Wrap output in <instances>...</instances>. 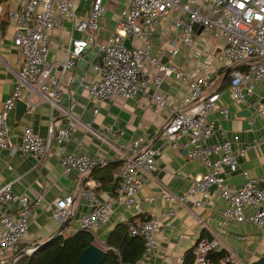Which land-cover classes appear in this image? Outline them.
Returning <instances> with one entry per match:
<instances>
[{
	"label": "built area",
	"instance_id": "2783aa9c",
	"mask_svg": "<svg viewBox=\"0 0 264 264\" xmlns=\"http://www.w3.org/2000/svg\"><path fill=\"white\" fill-rule=\"evenodd\" d=\"M170 10L180 12L171 22L175 28L181 29V44L194 45L196 25L202 26L205 34L213 32L216 37L225 39L226 44L216 58L232 69L229 83L232 99L249 105L256 85L264 81V0H129L116 30L105 42L98 41L105 12L104 0H94L86 18L77 14L75 0H22L18 9L9 11L10 19L16 24L14 44L19 49V68L11 69L16 75L15 87L0 110V149L9 147L8 113L27 92L29 112L35 110L37 102L33 97L37 96L48 103L52 110L60 111L67 123L58 128L51 123L47 137L36 133L31 125L27 126L22 142L12 147V152L32 154L40 159L56 154L65 173L76 170L86 174L98 165V161L88 152L68 151L66 143L71 140L78 126L92 131L103 140L109 141L108 138L74 113L73 102L68 107L61 103L63 74L85 56L89 45H95L100 57L96 66L98 79L83 85L97 104L95 113L105 101L131 99L139 92L145 93L146 107H168V98L161 91V86L170 75L189 87L180 107L164 124L162 135L173 146L185 147L190 159L202 161L206 172L195 179L188 192L179 194L164 189L161 198L180 206L199 208L204 205L205 199L210 198V189L215 186L214 189L226 202L224 225L236 220L250 221L264 227V186L238 163V156H244L246 149L236 151L234 143L228 139L221 143H208L216 132H224L209 118L210 114L220 111L226 119L230 115L229 107L220 102L222 93L208 92L218 67L205 63L196 75L183 71L172 59L164 62L153 53L152 36ZM66 22L70 23L72 32L83 33L85 37H71L62 72L58 73L48 60L50 36L53 29ZM128 37L141 39L143 44L128 46ZM178 53L179 48L175 45L169 50L172 57ZM240 65H245L246 69H240ZM150 83L154 86L152 93L145 89ZM259 113L264 115V109H260ZM53 139L59 146L56 153L51 147ZM121 154L125 165L120 174L117 195L107 200L93 196V209L81 217L78 229L95 233L98 227L109 221L117 204L140 209L139 190L152 174L160 150L153 144H145L144 139L138 137L126 153ZM217 154L219 156L213 159V155ZM225 166L233 172L241 170L244 177L241 186H233L223 176ZM197 194L201 198H196ZM0 200L7 206H19L16 215L0 212V264H8L5 254L14 251L29 233V218L42 204L43 196L32 201L27 196L15 193L12 183H7L0 189ZM56 205L54 217L63 225L72 213L74 195L59 198ZM248 206L254 208L253 213L246 212ZM161 225L162 217L158 216L131 224L130 234L145 239L144 253L135 264L146 263L155 251L156 232ZM219 248L227 250L221 264L239 262L236 252L214 233L212 237L199 239L194 248V264H208L210 251ZM17 259V255L13 256L11 264Z\"/></svg>",
	"mask_w": 264,
	"mask_h": 264
},
{
	"label": "crops",
	"instance_id": "0c3cea01",
	"mask_svg": "<svg viewBox=\"0 0 264 264\" xmlns=\"http://www.w3.org/2000/svg\"><path fill=\"white\" fill-rule=\"evenodd\" d=\"M21 1L0 0V110L15 87L16 75L13 70L19 68V49L14 44L16 24L10 19L9 11L18 9ZM93 2L94 0H75L77 14L86 18ZM128 4L129 0H104L105 12L99 42L107 41L116 30ZM179 13L177 10H170L162 18L160 26L152 36L153 53L160 56L164 62L172 59L180 69L196 75L205 63L218 67L208 92L222 93L220 102L229 107L230 115L226 119L220 111L210 114L209 118L224 132H216L208 143L216 144L228 139L234 143L236 151L246 149L244 156H238V163L264 186V115L259 113L260 109H264V81L256 85L255 93L249 98V105L235 102L229 90L231 73L228 74L227 81L225 78L230 68L216 58L226 44L225 39L216 37L213 32L205 34L203 27L197 25L194 45L181 44V29L175 28L171 22ZM71 29L70 23L66 22L51 31L48 60L58 73L62 72L71 37H85V34L72 32ZM126 44L141 46L143 41L128 37ZM174 45L179 48V53L172 57L169 50ZM97 51L95 45H89L85 56L74 67L65 71L61 81L62 105L68 107L73 102L74 113L109 140H103L92 131L78 126L71 140L66 143L68 151L90 153L98 161L93 170L86 174H80L76 170L65 173L56 154L40 159L32 154L12 152L11 148L22 142L27 126L31 125L35 132L43 137H47L51 123L56 128L64 126L67 119L60 111L52 110L48 103L34 96L33 100L37 102V106L32 113L29 112L28 106H19L18 102L8 113L9 147L0 149V189L5 184L12 183L15 193L27 196L32 201L40 195L43 196L42 204L29 218V233L14 251L5 254L8 264L12 263L13 256L25 249H30L58 234L74 233L79 227L81 217L93 209V196L105 200L114 198L118 193L120 174L125 165L121 152L126 153L138 137H142L145 144H153L160 150L152 174L139 190L140 209L117 204L109 221L95 231V244L107 250L106 241L117 224L139 215L133 222H142L158 216L162 217V225L156 232L157 247L144 264H182L186 252L195 248L201 237H212L214 233L220 236L229 249L236 252L239 262L232 264L264 262V227L250 221L236 220L224 225L223 212L226 202L214 188L210 189V198L205 199L204 205L199 208L180 206L161 198L164 189L179 194L188 192L195 179L206 172L202 161L190 159L185 147L173 146L162 135L164 124L180 107L188 92V85L176 79L174 75L167 76L161 86V91L169 102V106L165 108L146 107L145 93L139 92L131 99L105 101L98 107V113H95L97 104L83 85L98 79L96 66L100 57ZM239 68L245 70L246 66L240 65ZM145 89L152 93L154 86L150 83ZM20 100L28 105L27 92ZM51 147L54 153L59 150L54 139ZM218 156L213 155V159ZM111 163L119 166L114 170V183L107 184L101 177L107 171L104 168ZM222 174L235 187L241 186L244 181L241 170L233 172L225 166ZM67 195H74V205L71 221L65 227L54 217V212L57 209V200ZM196 198H201V195L197 194ZM18 208V204L7 206L0 200V212L7 211L16 215ZM246 212L251 214L254 208L248 206Z\"/></svg>",
	"mask_w": 264,
	"mask_h": 264
},
{
	"label": "trees",
	"instance_id": "16d2710c",
	"mask_svg": "<svg viewBox=\"0 0 264 264\" xmlns=\"http://www.w3.org/2000/svg\"><path fill=\"white\" fill-rule=\"evenodd\" d=\"M225 78L227 81L229 75ZM118 166L119 164L111 163L104 168L107 170L101 177L104 183H114V170ZM137 217L117 224L112 230L106 241L107 256L103 264H135L141 258L145 250V239L130 234V226ZM95 241V233L85 229H78L70 235L62 233L34 252L20 256L13 264H75L82 252ZM226 254L225 248L210 251L208 264H221ZM194 260L193 248L186 252L183 264H194Z\"/></svg>",
	"mask_w": 264,
	"mask_h": 264
},
{
	"label": "water",
	"instance_id": "95a60500",
	"mask_svg": "<svg viewBox=\"0 0 264 264\" xmlns=\"http://www.w3.org/2000/svg\"><path fill=\"white\" fill-rule=\"evenodd\" d=\"M231 71H232V69H229L227 71V75L230 74ZM18 105L19 106L24 105L25 108L28 106L25 102H23L21 100H18ZM212 188H215V186H213ZM71 218H72V213L70 214V216L66 219L65 223L63 224L65 227L69 225ZM64 226L62 227V230L64 229ZM58 235H55L51 239L57 237ZM51 239H48V240H51ZM47 241H44L42 243H38L30 249H25V250L21 251L17 255L18 258L24 254H29V253L34 252L39 246H41L42 244H44ZM219 250H222V248H219ZM106 256H107V250H105L104 248L93 243L92 245H90L88 248H86L82 252V254L80 255L79 259L76 261L75 264H103L105 259H106ZM261 264H264V262L262 261Z\"/></svg>",
	"mask_w": 264,
	"mask_h": 264
},
{
	"label": "rangeland",
	"instance_id": "374dc122",
	"mask_svg": "<svg viewBox=\"0 0 264 264\" xmlns=\"http://www.w3.org/2000/svg\"><path fill=\"white\" fill-rule=\"evenodd\" d=\"M170 11H168L167 13H169Z\"/></svg>",
	"mask_w": 264,
	"mask_h": 264
}]
</instances>
